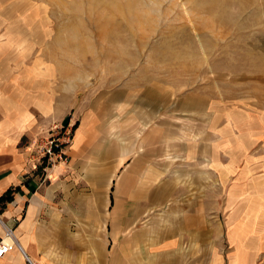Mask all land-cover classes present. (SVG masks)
I'll use <instances>...</instances> for the list:
<instances>
[{
	"label": "rangeland",
	"instance_id": "1",
	"mask_svg": "<svg viewBox=\"0 0 264 264\" xmlns=\"http://www.w3.org/2000/svg\"><path fill=\"white\" fill-rule=\"evenodd\" d=\"M0 78L21 84L0 117L28 109V145L99 109L106 141L136 111L159 126L175 181L184 143L213 148L214 207L246 212L264 264V0H0Z\"/></svg>",
	"mask_w": 264,
	"mask_h": 264
},
{
	"label": "crops",
	"instance_id": "2",
	"mask_svg": "<svg viewBox=\"0 0 264 264\" xmlns=\"http://www.w3.org/2000/svg\"><path fill=\"white\" fill-rule=\"evenodd\" d=\"M1 86L21 84L0 78ZM4 95L6 112L16 101ZM19 109L0 117V197L10 193L0 200V239L11 244L0 264H257L255 245L245 242L246 212L214 207L213 148L184 143L175 155L186 166L175 181L159 126L141 131L145 116L136 111L125 137L111 131L106 141L103 111L89 110L72 119L68 162L43 178L28 163L37 139L22 142L29 110Z\"/></svg>",
	"mask_w": 264,
	"mask_h": 264
},
{
	"label": "built area",
	"instance_id": "3",
	"mask_svg": "<svg viewBox=\"0 0 264 264\" xmlns=\"http://www.w3.org/2000/svg\"><path fill=\"white\" fill-rule=\"evenodd\" d=\"M75 121L67 119L63 124H57L53 132L46 138L36 142L34 155L32 156L31 168L44 173L46 169L59 163H67L64 149L70 143L73 135ZM10 231H7V235ZM11 248V244L5 239H0V256L4 255Z\"/></svg>",
	"mask_w": 264,
	"mask_h": 264
},
{
	"label": "trees",
	"instance_id": "4",
	"mask_svg": "<svg viewBox=\"0 0 264 264\" xmlns=\"http://www.w3.org/2000/svg\"><path fill=\"white\" fill-rule=\"evenodd\" d=\"M76 126V123L74 124V127ZM10 197V193H5L0 197V200H6Z\"/></svg>",
	"mask_w": 264,
	"mask_h": 264
}]
</instances>
